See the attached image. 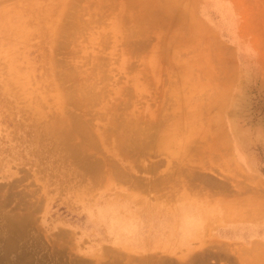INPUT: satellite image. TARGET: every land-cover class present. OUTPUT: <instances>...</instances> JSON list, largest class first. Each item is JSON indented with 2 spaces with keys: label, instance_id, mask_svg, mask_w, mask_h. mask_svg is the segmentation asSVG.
Returning a JSON list of instances; mask_svg holds the SVG:
<instances>
[{
  "label": "rangeland",
  "instance_id": "obj_1",
  "mask_svg": "<svg viewBox=\"0 0 264 264\" xmlns=\"http://www.w3.org/2000/svg\"><path fill=\"white\" fill-rule=\"evenodd\" d=\"M0 264H264V0H0Z\"/></svg>",
  "mask_w": 264,
  "mask_h": 264
},
{
  "label": "crops",
  "instance_id": "obj_2",
  "mask_svg": "<svg viewBox=\"0 0 264 264\" xmlns=\"http://www.w3.org/2000/svg\"><path fill=\"white\" fill-rule=\"evenodd\" d=\"M223 3H225V2L223 1L221 4H223ZM229 4H230V6H231V10H232V12H234V11H235V7H236V5H235V4H236L235 1H229ZM223 5H224V4H223ZM223 5H222V10H223V11H229L228 8H227L228 5H227V7H226V6H223ZM225 5H226V4H225ZM190 6H191V7H190ZM195 7H196V6H194L193 3H190V4H188V5L186 6V8H187L188 10H189V9H192V10H193V9H196ZM229 8H230V7H229ZM182 200H183V199H180L179 201H182ZM191 204H192V203H190V202H189V203H185V205H191ZM210 208H211V211H212L213 208H212V207H210ZM185 210L188 211V210H191V208L188 207V209H184V210L181 209V208H177V212L174 214V217H175V216H178L179 214L185 213V212H184ZM194 210H195V208H194ZM174 217H173V218H174ZM176 219H177V218H176ZM178 225H181V224H178ZM184 225H186L185 222H184ZM180 227H182V225H181Z\"/></svg>",
  "mask_w": 264,
  "mask_h": 264
},
{
  "label": "bare ground",
  "instance_id": "obj_3",
  "mask_svg": "<svg viewBox=\"0 0 264 264\" xmlns=\"http://www.w3.org/2000/svg\"><path fill=\"white\" fill-rule=\"evenodd\" d=\"M179 220H180V218H177V220H176V217L173 218V222H179ZM194 220L202 222L205 220V217L200 214L199 216H196ZM176 225H177V223H176Z\"/></svg>",
  "mask_w": 264,
  "mask_h": 264
}]
</instances>
